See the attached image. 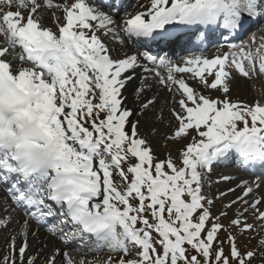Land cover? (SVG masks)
Here are the masks:
<instances>
[{"label":"snow or ice","instance_id":"obj_1","mask_svg":"<svg viewBox=\"0 0 264 264\" xmlns=\"http://www.w3.org/2000/svg\"><path fill=\"white\" fill-rule=\"evenodd\" d=\"M113 6L114 0H0V185L28 211L25 239L17 247L13 237L0 264H38L39 253L28 255L29 220L78 239L89 253H108L77 261L55 249L44 264H264V181L206 191L216 162L234 156L245 169L264 167V103L231 98L236 74L264 77V38L254 50L182 64L150 52L114 57L102 39L119 36ZM141 7L122 30L157 47L191 43L196 33L187 29L239 34L246 21H264V0H148ZM48 10L54 29L43 23ZM141 58L167 69L159 83L174 93L175 124L165 139L181 143L178 160L157 156L141 134L140 117L155 111L156 97L142 100L135 113L126 105L137 69L151 71ZM143 91L134 89L137 96ZM0 227L8 222L0 219ZM245 235L258 242L242 251L237 241Z\"/></svg>","mask_w":264,"mask_h":264},{"label":"rangeland","instance_id":"obj_2","mask_svg":"<svg viewBox=\"0 0 264 264\" xmlns=\"http://www.w3.org/2000/svg\"><path fill=\"white\" fill-rule=\"evenodd\" d=\"M145 1L146 0H144V1L141 0L139 2L135 1L132 4V6L128 7L129 9L126 12H123L122 14H125V15L127 14L130 17L133 14H136L138 12L144 11L145 8L141 7V5H147L148 0H147V2H145ZM72 2H73V0H67V3H69V4L72 3ZM49 12H50V10L47 11V18L46 19L49 18L50 21L48 20L49 23L47 22V24H45V25H47L48 27L54 28V24H53V19L54 18L49 14ZM56 14H57V16L61 15L60 12H57ZM117 23L119 25H121V27H122L123 24H121L118 21H117ZM121 27H120V29H121ZM262 28L263 29H261V31H262L261 34L264 35V24L262 25ZM98 34H99V32H98ZM107 38H108V40H112V42L111 41L108 42L105 39V43H107V44L109 43V45H108L109 49H113V48H115L118 45V39L114 38L112 35H110ZM261 40H262V38H261ZM127 51L129 53V55H134L136 53V52L131 51L129 49ZM205 54L207 55L208 52L205 53ZM114 55H118V54H114ZM23 66H27V65H23ZM151 67H152V71H155V70L158 71L152 65H151ZM147 74H150V73H147ZM151 75H152L151 78H153L154 77L153 73ZM184 75L187 77L189 74H184ZM144 76H145V72L143 73V71L137 69L136 79H138V82L143 83L144 79H145ZM158 78H159L158 80H155L156 78L155 79H151V80H153L151 88L155 86L154 88L157 90L154 94L152 92L154 90V88H153V89H151V91H149V92L145 91V92H143V93H141L139 95V96H142V100H146L147 98H151L153 96H155L156 100H157V107H156L155 111L149 113V115L147 117H140V119H141L140 131H141L142 135L149 137V139L152 142V145H153L154 149L156 150L157 156H159L160 158L163 159V158H166L169 155V153H171V156L174 159L178 160V158H179L178 149L182 146L181 143L180 142H171V141H167L165 139V135L166 134H171V131H172V128L169 127V123H171L173 126L175 124V121L171 117V114L169 112V108L174 106L173 102H172L174 93L173 92H169L167 90V88H165L162 84L159 83V80L161 78L160 75L158 76ZM261 78L260 77L259 78L254 77L253 80H251V81L245 80V82L242 79V83H240V84H245V86H243V87H245V89L244 88H235V89H233L232 93H231V98L233 100H239V101L246 102V103H249V104H251V103H253V102L257 101V100H259L261 103H264V79L262 78V80H261ZM236 81L237 80H235V82ZM187 82L190 84V86H192L194 88H198L199 87L198 83L195 80L188 79ZM130 85H131V82L129 83V86ZM246 85L248 87H246ZM248 88H249V92H251V94H249V95L250 96L252 95V98H253L252 102H249L247 100V98H248L247 97L248 96L247 95ZM144 93H146V94H144ZM126 94H127V90L125 92V95ZM143 94H144V96H143ZM205 94L207 95L208 93L206 92ZM212 94H213V96L216 95L214 90H213ZM176 98L178 99L179 96L177 95ZM136 104H139V101L130 100V99H127V101H126V105L130 109H133V107ZM161 109L163 110V112H162L163 117H164L163 122H161L160 120L157 119V116L161 114ZM152 128H155V134L152 133ZM232 172L233 173H238L239 178H237L235 180H231L229 182L223 181L221 179L223 176H226L227 174L228 175H236V174H233ZM229 173H232V174H229ZM209 175H210L211 187H210V189H208L206 187V191H208L209 194L217 193L218 191H227L228 187H236V185L241 183V181H243V180H247L249 182L256 181V180L264 181V178L252 177L251 173L248 172V169L243 171V170L238 169V168H233L232 166H228L227 168H224V169H221V170L217 169V167L213 168ZM216 181H220V183H216ZM261 191H264V185H262ZM237 194H239V190H238ZM232 198H234V197L230 194L227 199L230 200ZM224 202L226 203L227 200H225ZM219 208H220V202L217 201L216 210H214V212L217 211ZM230 216H231V212H230ZM0 217H2V216H0ZM221 222L224 223V224H227L228 220L227 219H222ZM3 229H5V228L4 227H0V230L2 232V233L0 232V245H1V247H5V248H4V253H0V256H3L8 251L7 245L9 243V240H8L7 236L4 239V236H5L4 232H7L6 230H8V229H5V231ZM10 231H11V229L9 230V232ZM10 237H11V235H10ZM2 240H4V242ZM237 242H238L241 250L243 251V250H245V248L254 247L255 244L258 241L257 240H253V241L249 242L248 237L245 235V236L239 237ZM5 243H7V244H5ZM63 243L66 246V248H65L66 251H71L72 250V248L70 247V245L72 243L71 239H68V240L63 239ZM225 247L227 248V245H225ZM55 249H58V248H55ZM107 255H108V253L104 252L102 256H96L97 258L95 256H91V259H88V261L103 260V259L107 258ZM30 256H32V254H30ZM257 264H258V262H257Z\"/></svg>","mask_w":264,"mask_h":264},{"label":"bare ground","instance_id":"obj_3","mask_svg":"<svg viewBox=\"0 0 264 264\" xmlns=\"http://www.w3.org/2000/svg\"><path fill=\"white\" fill-rule=\"evenodd\" d=\"M139 1H141V0H138V2ZM55 2H61V0H58V1L57 0H54V3ZM145 2H147V0ZM147 4H148V2H147ZM13 10H15V9H13ZM144 11H145V9H144ZM44 15H45V18H44L43 23L45 25V24H47V22L49 20V18L46 19L47 18V11H45ZM121 17H122V19L123 18H129V16H125V15L124 16L121 15ZM114 19L117 20L116 18H114ZM257 23H258V27H257L255 33L253 34L254 35L253 36V39L254 40L264 38V35L261 34V32H262L261 29H263L262 28V25H263L262 23H264V21H259L258 20ZM45 26L48 27L47 25H45ZM117 31L119 33L118 39H120L121 38L120 37V34H121L122 31H121V29H117ZM98 35H101V33H99ZM110 35L111 34H109L108 36H103L102 35L103 36L102 39H103L104 43H105V39L108 42L111 41V40H108V38H107ZM126 39H128L129 41H132V39L129 38V37H126ZM257 42H259V41H257ZM3 43H4L3 37H0V46H3ZM129 43L130 42H126L125 41V43L123 45H121L119 43L115 48L110 49L111 52H112V55L114 57H123L125 54H128L129 55V53L127 51L129 49ZM105 44L107 46L109 45V43L108 44L105 43ZM252 44L253 43L251 41L249 43V45L252 46ZM255 44H256V42H255ZM182 45L184 46V48L187 46L185 44H182ZM194 45H196V44H194ZM183 46H180V44H179L178 48H175V50L183 49ZM253 46H254V44H253ZM244 48H249V47L248 46H245ZM234 51H236V49L233 50V48L227 49V48L218 46L216 48H212L208 52L207 55L206 54H198V55H193V54L187 55V54H185V55H183V57H181V60H179V61L178 60L173 61L172 64H182V62L184 60H186V59H188V58H190L192 56H201V55H203L205 57L213 58V57H215L217 55H223V54H229L230 55ZM139 53H141V52H139ZM139 53L137 52L134 55H137ZM114 54H118V55H114ZM9 59L10 60H15V57H9ZM141 63L144 64L142 62V59H141ZM19 66H21V65L19 64L18 61H16L14 63V67H19ZM147 67L150 69L149 66H147ZM139 70L143 71V73L145 72L143 70V68H140ZM147 73H150V74H147ZM157 73H159L161 77H166L167 74H168L167 69L166 70H163V71H158ZM151 74L152 73L150 71L149 72H145L144 78L146 77L147 79L146 80L144 79V82L143 83H140V82H138V79H135V81L131 82V85L127 88V94H126V96L128 97V99L139 101V104H136L133 107L134 113L139 108V105H140L141 100H142V96H137V95L134 94V89L142 86L143 89H144L143 92H145V91H147V92L151 91V89H153L155 87L154 86V87L151 88L152 81H153L151 79H155V78H156L155 80H158L159 79L158 76H155V75H153L154 77L151 78V76H152ZM135 76H136V73H135ZM257 78H259V77H257ZM242 79L245 82V80H246L245 78H242L238 74H236V80L238 82L237 81L236 82L235 81L233 82V84H232V90L235 89V88H244L245 89V87H243V86H245V84H240V83H242ZM246 87H248V86L246 85ZM156 91L157 90L154 88V90L152 91L153 94ZM247 91H248V93H247V95H248L247 96L248 97L247 100L249 102H252L253 98H252V95L251 96L249 95V94H251V92H249V88H248ZM144 94H146V93H144ZM144 94H143V96H144ZM229 164L230 163L227 164V162H223V163H220V166H218V167L216 166V167H217V169H220L221 170V169L227 168ZM257 166L259 168H257L256 166H252L250 168V172H251L252 177H261V178H264V168H262L259 164H257ZM232 173H229V174H232ZM233 174H236V175H228L227 174L226 176L232 177L231 180H235V179L239 178L238 173H233ZM226 182H229V181H226ZM0 216H2V217H0L1 219L6 220L8 222V227L5 228V229H8V230H6L7 232H4V235H5L4 236V239L7 236L8 240L10 241L12 239V237H14L15 240H16V245H17V247H19L20 244L25 239V236L23 235V231L24 230L22 228V224H23V221L24 220L28 219V212L23 211L22 209H19L14 204V202L10 198V195H8V193L5 192V190L3 189V186L2 185L0 186ZM29 223H30V226H31V230L29 231V234L27 236V240H28V243H29V246H30L29 247V250H28V255L29 256H30V254L36 255L37 253H39V261H38V264H40V263L41 264H44V260L47 257V255H49L55 248H58L61 252H68L69 255L72 256L77 261H79L81 259H84L85 261H88V259H91V256H95V257L97 256V255H95L93 253L87 252L86 249H81L79 246L75 245L74 243L72 245H70L71 248H72V250L71 251H66L65 250L66 246L63 244V240H61V239L58 238V235L51 234L46 229V227H44V226H38L36 224V222L33 221V220H29ZM5 229H3V230L5 231ZM10 229H11V231L9 232ZM0 232H1V230H0ZM33 232L36 233L35 236L32 235ZM10 235H11V237H10ZM2 241L4 242V240H2ZM74 241H78V239H74ZM85 242L86 243H89L90 241H85ZM5 244H7V243H5ZM4 248L5 247H1V245H0V253H4ZM102 255H103V253L100 254L99 256H102Z\"/></svg>","mask_w":264,"mask_h":264}]
</instances>
